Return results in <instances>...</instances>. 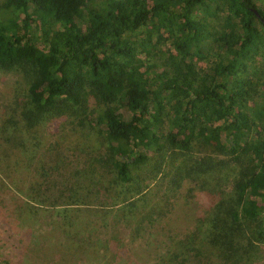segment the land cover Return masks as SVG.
I'll return each mask as SVG.
<instances>
[{
  "label": "trees",
  "instance_id": "16d2710c",
  "mask_svg": "<svg viewBox=\"0 0 264 264\" xmlns=\"http://www.w3.org/2000/svg\"><path fill=\"white\" fill-rule=\"evenodd\" d=\"M220 1L224 26L210 35ZM260 49L264 7L254 0H0V68L13 76L0 113V211L32 236L50 209L38 228L56 239L28 264L108 260L123 237L84 235L92 211L107 206L110 231L142 239L195 194L201 211L166 236L153 264L258 263L264 78L245 88L242 77ZM55 117L73 136L69 158L44 149ZM63 243L75 248L67 256Z\"/></svg>",
  "mask_w": 264,
  "mask_h": 264
},
{
  "label": "rangeland",
  "instance_id": "374dc122",
  "mask_svg": "<svg viewBox=\"0 0 264 264\" xmlns=\"http://www.w3.org/2000/svg\"><path fill=\"white\" fill-rule=\"evenodd\" d=\"M256 6L264 7V0H254ZM216 3H213L210 11L213 12ZM227 13V5L225 2L220 1V6L212 19L209 20L208 30L210 35L216 33L219 29V25L224 26V17H218ZM210 51L212 53H216L217 50L215 49L214 44L210 45ZM263 53L259 54L257 60L259 62L256 63V67L253 71H249L246 75L242 77L244 87L248 88L250 86L249 81L254 80L256 78L263 79L264 78V50L260 49ZM210 59H213V56H210ZM200 61V60H198ZM200 62H203L201 60ZM13 76L10 72L5 71L0 68V113L4 102L7 99L8 90L11 86ZM255 117L260 118L262 117V109H257L255 111ZM44 132V149L50 150L52 155L59 152L64 157H70V153L68 150L70 149L69 142L73 141V136L64 123L63 118H51L43 127ZM177 159H180L179 153L175 154ZM95 177L98 176V173L94 175ZM51 177H47L46 179L42 178V184L44 185L47 193H55L58 190V183L47 185L45 182L50 180ZM44 182V183H43ZM19 194H15L17 197L22 198L24 195L23 192H18ZM183 191L180 193L181 198L184 199ZM39 199H41L39 197ZM36 199L37 202L40 200ZM10 200V199H9ZM192 205L190 209L187 210L185 205L188 204L184 203H176L173 206V209L170 210L169 216L165 221H161L157 223L155 228L152 230L153 227H149V231H147V235L142 239H133L129 238L126 233L118 231L116 232L110 231L111 228L114 226V219L111 213L107 212L108 208L103 207L105 213L101 211H92V220L85 225L83 228L82 233L85 235L90 234L91 239L98 238L100 241L104 240L111 235L115 237H123V239L117 240L113 239L110 246V253L112 252V256L107 257L104 260L103 258L98 257L99 253L93 255L92 257H84L83 255H75L73 257L76 262H69L62 261L58 259V257H53L51 259L45 260L42 264H153L156 257L158 248H162L164 242L166 241V236L168 234H176L180 235L187 231L190 226L192 225V217L196 216L197 213L201 211L199 196L196 194L190 198ZM184 202V200H183ZM15 203H17L15 201ZM48 208V206H46ZM187 212L190 214L187 216ZM108 213V214H107ZM39 214H43V216L36 217V226L34 228L33 235L26 233L23 228L20 226L12 223V217H4L0 211V264H28V259L31 258L32 253L35 252V249H38L41 245L46 243H55V238L50 237L49 234L42 232V228H38L40 224L46 222L47 217L51 215V210L46 209V211H40ZM164 222L163 226H160ZM45 224V223H44ZM38 228V229H37ZM152 230V231H150ZM32 231V230H31ZM35 233L37 235V241H35ZM43 233V236L39 235ZM33 239H32V238ZM50 237V238H49ZM41 240V241H40ZM94 240V239H93ZM122 241V242H121ZM149 242L153 243L151 245ZM43 243V244H40ZM121 243V245L116 244ZM103 249V247H101ZM58 249L62 251V254L67 256V253L71 252L73 248L71 243H63L58 246ZM93 252V251H92ZM93 254V253H91ZM48 255V254H47ZM95 257V258H94ZM34 258V256H33ZM32 260V259H31ZM34 260V259H33ZM34 263V262H33ZM32 264V263H31ZM256 264H264V249L263 252L259 255V261Z\"/></svg>",
  "mask_w": 264,
  "mask_h": 264
},
{
  "label": "water",
  "instance_id": "95a60500",
  "mask_svg": "<svg viewBox=\"0 0 264 264\" xmlns=\"http://www.w3.org/2000/svg\"><path fill=\"white\" fill-rule=\"evenodd\" d=\"M252 11L254 12V14H255L257 17L259 16L258 12H257L255 9H252ZM260 20H263V19H260Z\"/></svg>",
  "mask_w": 264,
  "mask_h": 264
}]
</instances>
